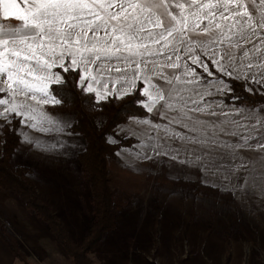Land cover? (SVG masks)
<instances>
[{
	"label": "snow or ice",
	"instance_id": "6c2138e0",
	"mask_svg": "<svg viewBox=\"0 0 264 264\" xmlns=\"http://www.w3.org/2000/svg\"><path fill=\"white\" fill-rule=\"evenodd\" d=\"M21 3L0 0L3 19L18 22L0 23V129L19 119L17 134L36 150L75 148L60 139L71 122L46 106L63 103L62 89L52 86L65 80L52 69H79L77 86L95 93L96 103L139 91L144 99L135 103L159 117L133 115L117 126V135L136 140L116 153L126 166L138 170L139 161L165 157L234 197L264 192V105L224 99L234 92L231 81L264 95V0ZM25 127L55 133V141Z\"/></svg>",
	"mask_w": 264,
	"mask_h": 264
},
{
	"label": "rangeland",
	"instance_id": "374dc122",
	"mask_svg": "<svg viewBox=\"0 0 264 264\" xmlns=\"http://www.w3.org/2000/svg\"><path fill=\"white\" fill-rule=\"evenodd\" d=\"M52 71L63 75L58 67ZM108 87L111 89L112 84ZM250 87L256 89L255 85ZM46 110L73 121V113L62 106H46ZM148 117L160 122L156 114L149 113ZM128 123L129 120L118 126ZM8 126L16 130L21 127L19 119H13ZM23 130L45 142L56 138L55 133H40L27 127ZM116 130L117 127L112 137L119 141L124 134L117 135ZM68 132L72 134L67 135ZM60 139L76 147L45 154L23 143L21 137L14 161L30 169L37 190L54 204L59 218L78 241L91 219L89 188L77 156L85 141L69 129ZM135 143L134 139L117 152ZM245 155L254 158L257 154ZM160 159L163 163L155 159L139 161L135 165L138 170L126 166L120 156L112 160V188L130 204L119 212L116 226L90 252L93 264H264V192L255 189L246 197H234L230 191L222 190L220 195L195 192L168 179L180 175L194 181L200 179L198 170L165 157ZM158 175L164 179L156 178ZM0 219L30 264H74L43 225L1 187ZM0 264L25 263L0 239Z\"/></svg>",
	"mask_w": 264,
	"mask_h": 264
},
{
	"label": "trees",
	"instance_id": "16d2710c",
	"mask_svg": "<svg viewBox=\"0 0 264 264\" xmlns=\"http://www.w3.org/2000/svg\"><path fill=\"white\" fill-rule=\"evenodd\" d=\"M63 73V71H62ZM65 83L53 85L62 89L63 103L59 106L73 113V121L69 130L80 134L85 145L78 153L81 164V174L86 180L90 194L91 219L88 228L80 240H75L64 222L59 218L54 204L48 201L37 190L31 171L26 165L16 164L14 161L16 150L20 145L21 136L15 128L5 125L0 129V187L13 196L23 208L43 225L56 245L68 256L74 264H93L90 252L103 239L106 232L116 226V218L121 210L130 204L116 195L111 185L109 167L112 160L117 158L116 152L123 145H131L134 139L121 138L119 143L108 142V137L114 135L115 128L127 122L130 116L148 117L149 113L139 104L142 100L139 91L125 96L123 99L109 97L105 101L96 103L95 93H85L77 86L79 69L63 73ZM234 92L229 94L241 97V100L232 101L226 97L227 103H245L248 105H264V95L252 89L245 91L244 84L231 81ZM139 88V87H138ZM264 92V88L261 89ZM161 178L159 175L156 177ZM175 184L186 186L193 191L215 192L221 194L219 188L208 187L200 179H168ZM0 239L4 241L10 251L30 264L20 250L14 235L9 231L6 223L0 219Z\"/></svg>",
	"mask_w": 264,
	"mask_h": 264
},
{
	"label": "crops",
	"instance_id": "0c3cea01",
	"mask_svg": "<svg viewBox=\"0 0 264 264\" xmlns=\"http://www.w3.org/2000/svg\"><path fill=\"white\" fill-rule=\"evenodd\" d=\"M17 3H21V0H17ZM21 8H23V4L22 3H21ZM0 23L15 25L18 22L15 19L4 20L3 16H2V9H0Z\"/></svg>",
	"mask_w": 264,
	"mask_h": 264
}]
</instances>
